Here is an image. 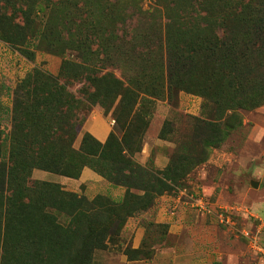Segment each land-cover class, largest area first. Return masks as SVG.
I'll use <instances>...</instances> for the list:
<instances>
[{
  "label": "rangeland",
  "instance_id": "rangeland-1",
  "mask_svg": "<svg viewBox=\"0 0 264 264\" xmlns=\"http://www.w3.org/2000/svg\"><path fill=\"white\" fill-rule=\"evenodd\" d=\"M128 2L0 0V264H86L95 244L86 237L77 256L76 234H97L96 215L117 207L85 195L83 170L155 184L168 171L157 158L176 166V186L213 190L197 195L216 213L208 216L236 209L224 215L264 248V134L254 133L264 128V52L242 79L202 54L172 74L167 32L191 48L220 36L219 7L197 6L204 27L194 18L166 27V15L138 17ZM241 34L232 24L226 41H262ZM96 112L113 121L103 146L87 137ZM102 244L93 263L119 264L118 248Z\"/></svg>",
  "mask_w": 264,
  "mask_h": 264
},
{
  "label": "crops",
  "instance_id": "crops-1",
  "mask_svg": "<svg viewBox=\"0 0 264 264\" xmlns=\"http://www.w3.org/2000/svg\"><path fill=\"white\" fill-rule=\"evenodd\" d=\"M112 122L102 112H96L88 120L86 132L105 144ZM254 133L261 136L264 128L257 126ZM162 162L157 158L156 165L167 168L168 163L162 166ZM81 185L88 186L85 195L91 200L106 196L118 204L128 199L147 204L145 191L109 182L92 168L83 170L78 179V187ZM212 191L200 182L156 195L151 205L126 219L119 237L108 242V248H118L119 264H256L253 242L244 235L248 228L241 230L234 218L236 209L220 207L219 214L208 216L194 207L197 195H211ZM172 206L176 207L174 214ZM225 211L234 217H226Z\"/></svg>",
  "mask_w": 264,
  "mask_h": 264
},
{
  "label": "trees",
  "instance_id": "trees-1",
  "mask_svg": "<svg viewBox=\"0 0 264 264\" xmlns=\"http://www.w3.org/2000/svg\"><path fill=\"white\" fill-rule=\"evenodd\" d=\"M154 4L153 6L145 10L142 7L143 0H129L127 3V10L132 9L133 14H137L138 17H143L148 19L152 16L153 12H159L160 14L166 15L168 22L166 27L174 23L186 22L188 19L194 18L197 21L196 25L199 27H204L208 19L206 16H202L198 12V7L211 5V10L215 11V6L219 7V17L217 21L219 25L222 26V34L220 36H215L210 39L198 38L194 42L193 47H190L188 41H174L171 35H166V50L168 54V67L170 72L179 74L185 68L193 69L192 65L198 55H208L211 60H214L223 67L230 69L234 74L238 75L239 79H242L244 74L247 72V66L254 62V57L264 52V0H151ZM198 6V7H197ZM207 9V8H206ZM153 11V12H152ZM174 14L175 16H172ZM209 16L210 12H208ZM125 22V20H123ZM185 24V23H183ZM232 24L242 26V34L240 37H256L257 40H262L261 42H243L237 41L235 44L229 43L227 40L228 34L232 29ZM183 32L189 30L188 26H182ZM151 46V44H150ZM160 46L163 47V42L160 39ZM146 49V46L144 47ZM152 52H149L151 54ZM231 62L228 63V61ZM241 62V67L240 66ZM172 77V76H171ZM87 137L93 139L99 145L102 143L95 140L90 134L87 133ZM110 138V137H109ZM108 141L104 144L106 145ZM103 146V145H102ZM174 165V164H173ZM167 172H165L166 178L158 179V182L152 184L148 182L144 185L131 186L128 187L120 182L114 181L107 175V180L109 182L115 183L117 185H124L130 190L131 188L140 189L146 192L147 200L146 203L142 201H135V199H128V201L118 204L112 201L111 198L106 196H98L95 199H102L108 206L117 207L113 214L105 212L101 215H96L94 222L97 223L101 228L97 234H76L75 240L77 245L75 248L78 249V255L82 249L83 241L87 237L88 245L93 241L95 244L94 250H92L86 264L93 263V253L95 250H99V243H103L104 248L109 249L108 242H114L116 237H119L122 228L125 224L126 219L136 213L142 208H146L151 205L153 199L156 195H160L165 191H171L175 187L184 188L185 185L176 186L175 182L171 179L177 172V168L167 167ZM81 231L79 230L78 233ZM84 235V237L82 236ZM83 237V238H81ZM97 242V244H96ZM91 248V249H93ZM97 264V263H95Z\"/></svg>",
  "mask_w": 264,
  "mask_h": 264
},
{
  "label": "built area",
  "instance_id": "built-area-1",
  "mask_svg": "<svg viewBox=\"0 0 264 264\" xmlns=\"http://www.w3.org/2000/svg\"><path fill=\"white\" fill-rule=\"evenodd\" d=\"M197 199L195 200V202H194V207L195 208H197L198 210H200V211H202V212H204V213H211L212 214V210H211V205L207 202V200L206 199H204V197H196ZM176 212V207H172L171 208V213H175ZM246 237H248L249 239H251L252 240V242H253V244H254V247H256L257 246V250H259L260 252H262V253H264V248L263 247H260V245L258 244H256L255 243V241L252 239L253 237H252V235L248 232V233H245L244 234Z\"/></svg>",
  "mask_w": 264,
  "mask_h": 264
}]
</instances>
